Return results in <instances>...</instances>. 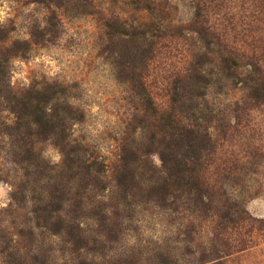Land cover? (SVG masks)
Listing matches in <instances>:
<instances>
[{
    "label": "rangeland",
    "instance_id": "obj_1",
    "mask_svg": "<svg viewBox=\"0 0 264 264\" xmlns=\"http://www.w3.org/2000/svg\"><path fill=\"white\" fill-rule=\"evenodd\" d=\"M168 2L0 0V264H264V106L227 65L264 73V0L216 1L204 38ZM41 91L55 116L32 130L11 108ZM168 109L217 143L212 201L156 186Z\"/></svg>",
    "mask_w": 264,
    "mask_h": 264
},
{
    "label": "trees",
    "instance_id": "obj_2",
    "mask_svg": "<svg viewBox=\"0 0 264 264\" xmlns=\"http://www.w3.org/2000/svg\"><path fill=\"white\" fill-rule=\"evenodd\" d=\"M140 1L148 2L149 8H157L161 12L166 11L167 4H169L168 0ZM190 1L193 3L195 8L194 19L192 23L193 30L198 33L201 38H204L211 33L212 25H210V15L214 11L216 4L222 0ZM242 56L243 61L239 60L240 57L238 56L230 55V57L227 59V65L231 71L234 70L237 73H241L240 75L243 77V84L249 87L250 93L248 94V99L246 101L248 106L246 107L248 111H251L264 106V73L262 71V65H260L253 57L248 58V56L247 60L245 61L244 59H246V54H242ZM241 69L242 71H240ZM39 94L40 95L35 97L37 100L36 104H33V101L30 98L25 100L24 98L14 95L16 99L11 111L16 115V119L19 120V124L22 122V120H24V116H30V128L32 129V127H35L37 130H39L40 128L44 127V124L49 126L50 122L53 121V117L55 116L54 110L52 111L51 108H48V104L53 98L50 96L46 97L45 93L42 91ZM175 102L176 99L173 98L171 104ZM237 104L239 103L237 102ZM239 106L240 104L237 106L236 110H239L240 112V108L243 107ZM26 110H30V112H26ZM236 115L237 117L239 116V119L236 122V125L238 126L239 123H242L243 121L241 120L239 114ZM164 117L166 119L165 122L167 123V126L165 125L164 136L166 139H168V143L165 148L159 152L161 166H152L153 175L156 174L159 177V181L156 183V186H158V188L164 192L163 194L165 195L170 182H172L174 179H183L189 177L193 181L192 190L196 194V198L204 203L207 202L206 198L212 201V195L211 193H208V187L210 185L205 179L206 176L204 173L207 165L206 162L203 161V158L205 157L206 150L211 154L212 150V153H216L218 149L213 135L210 132H208L206 135H201L200 130L195 129V125H192L188 122H179L178 116L171 109L166 111ZM43 118H45V121H43ZM16 122L18 124V121ZM53 133L54 131L51 134ZM172 151H175V153L171 154ZM69 156L70 153H67L66 158ZM86 162H89V160H86ZM121 162L122 163L120 167L121 170L124 171V168L126 169L129 167V163L124 158H121ZM148 162L153 165L151 161L148 160ZM101 172L103 173L105 170L102 169ZM121 176L123 175L120 173L117 175L114 187L118 188L120 184H122L121 182H118L120 181L119 178ZM51 203L52 202L49 200L47 211L50 213V215H53V213L58 212V209L54 206L50 208Z\"/></svg>",
    "mask_w": 264,
    "mask_h": 264
}]
</instances>
